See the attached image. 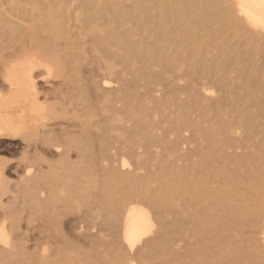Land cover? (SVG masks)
<instances>
[{"label": "bare ground", "instance_id": "1", "mask_svg": "<svg viewBox=\"0 0 264 264\" xmlns=\"http://www.w3.org/2000/svg\"><path fill=\"white\" fill-rule=\"evenodd\" d=\"M17 87L45 114L27 136L0 126V143L29 137L12 182L0 159V264L70 263L71 236L102 264L111 235L128 264H264V0H0V97ZM152 166L165 174L148 192L138 171ZM114 178L138 184L118 198ZM58 202L82 215H52L31 239L28 217Z\"/></svg>", "mask_w": 264, "mask_h": 264}, {"label": "rangeland", "instance_id": "2", "mask_svg": "<svg viewBox=\"0 0 264 264\" xmlns=\"http://www.w3.org/2000/svg\"><path fill=\"white\" fill-rule=\"evenodd\" d=\"M39 22H41L43 24L50 23V22H47V21H39ZM50 27H52L53 30L56 29L57 31L59 30L60 32H63L64 30H66V26H64V23L62 21H60V22L53 21V22H51V26ZM69 32L68 33L71 35L70 36L71 37V41H73L74 45L77 44L76 41H75L76 36L73 35L72 29ZM144 46L146 48H149L150 47L149 44H145ZM137 48H138V43H134V49L136 50ZM72 53H73V56L76 55V54H78L79 56H81L79 54L78 49H74ZM147 56L148 55H140V54H138V52L135 51L134 53L131 54V57L129 58V60H131V62L134 63V67H136L135 69H137L141 65L140 72H143V71H145L142 68L143 64L145 62L147 64L150 63L149 58ZM74 58H75V56H74ZM138 61H141V62L138 63ZM86 69H87L86 67L83 68V70H86ZM143 78L145 80L143 79L140 82L134 83L132 85V88L133 89L131 88L132 89L131 92L133 94L134 101H137V103H139V105H137V108H138L139 112H143L144 109H145L144 102L146 101V98L148 96V92H149L148 91V87H151V86H149V85H151L149 83V81L152 80V77L149 74H146ZM59 86H62V82L60 81V79H57V81L46 82L44 84L45 89H47L48 91H51L52 88H57ZM146 88H147V90H146ZM152 94H155V92L153 91ZM52 101L56 103V100L52 99ZM60 102L65 103L64 101H60ZM68 109L70 111L68 117H71V116L73 117V115L76 113L73 105L69 104L68 105ZM59 114L60 115H63L62 109H61V111L59 109ZM83 118H84L83 116L82 117H79V118H76L75 120H73V119L71 120V118H67L64 122H65V125L67 126L68 129L74 130L75 128L73 127L72 124H75V122H78V121H82ZM56 121H59V120L57 118H55L54 116L50 117V119L48 121V126L45 127V130H50L51 128H53L54 127V123ZM28 141H29V137H24V138L17 139V140L6 139V140H2L1 143H0V159H2L3 160V164L5 166H7L6 167V176H7L8 180H10L11 182L14 180V175H16V173L14 171L16 169L15 166L20 161V159H21V154H18V153L21 152V149H22L21 146H20V144L21 143L24 144V143H26ZM124 157L125 158H129V157H126V156H124ZM14 163H16V164H14ZM138 172L147 175L144 178V181L143 182H144L145 187L148 186V187H146V190L148 192H152L153 191V188H155L156 185H157V183H158V181L156 180L155 175H158L159 177H161V175H164L165 174V171H162V169L157 168L155 166H152L150 169H141ZM110 183L112 184V190L115 193L116 192L118 193V198L120 196H123V195L129 193L131 191V189L134 186H137L136 184H138V183H134V181L133 182H124L123 183L122 181H119L117 178L112 179V181H110ZM129 185H131V186H129ZM124 186H126V187H124ZM55 208H56V211H54L55 215L52 212L53 210L51 211L49 209V210H44L41 213L42 215L41 214L35 215V216L32 215V217L29 218L28 217L29 216L28 211L25 212V214L27 213V215H28L27 216L28 217L27 222H25V231L29 234V237L31 236L30 237L31 239H33L32 237H34V239L37 238V237H39L38 236V231L40 232L42 230H45V231L47 230L46 226H43V224H44L45 221L47 222L52 217V215H53V217L56 220L59 219L61 216L67 215L68 213L71 214L70 217H74V215L76 217H80L82 215V212H75V213L73 212L72 213V212H70L71 210H68V208L62 210L60 208L59 202L55 205ZM65 213H67V214H65ZM28 221H30V222H28ZM76 225L78 227H81L83 225V223H81V222L78 221V223H76ZM80 230H82V228H80ZM95 230H97V229H95V228L91 229L92 232L93 231L95 232ZM66 231H67V229H66ZM107 233L113 234L114 231H113V229H110V230L107 231ZM71 235H75V234L72 233ZM109 238L106 239L105 249L107 251L104 252V255L102 257V264H128V262H130L129 261L130 260L129 259V255L126 252H124L125 256H122L121 255V253H120L121 252V249H120L121 244L118 245L117 248H118V251L119 252H117V248L115 246V241H116L117 238L116 237H113V235H111V237H109ZM111 238H113V239H111ZM71 240L76 244L77 250H76L75 253H73L74 255L71 256L70 263L69 262H66L65 264H95V262H96L95 260H97V258L95 256H93L94 253L91 250L90 245L87 243V241H85L82 236H71ZM111 240L113 241V243H112ZM29 245L31 247H34V240L30 241L29 242ZM78 246H79V248H78ZM105 249H104V251H105ZM77 254H79V255H77ZM90 255H91V257H90ZM117 256H119V257H117ZM122 260H124V261L126 260V262L122 263ZM147 260H145V261L144 260L143 261L136 260L139 263H137L136 261H134V262H135V264H150V263L151 264H154L153 260H151L150 262H149L150 259H147ZM47 261L48 262L47 263H44V264H57V262H55V260L52 259V258H49ZM28 264H40V263L37 260H34V261L32 260L31 261L29 259Z\"/></svg>", "mask_w": 264, "mask_h": 264}, {"label": "crops", "instance_id": "3", "mask_svg": "<svg viewBox=\"0 0 264 264\" xmlns=\"http://www.w3.org/2000/svg\"><path fill=\"white\" fill-rule=\"evenodd\" d=\"M42 96L24 88H12L0 97V126L11 135L27 136L44 121Z\"/></svg>", "mask_w": 264, "mask_h": 264}]
</instances>
